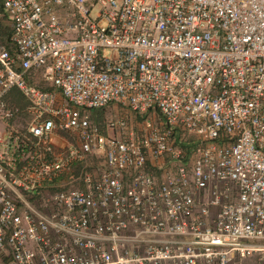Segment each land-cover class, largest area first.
<instances>
[{"label":"built area","instance_id":"2783aa9c","mask_svg":"<svg viewBox=\"0 0 264 264\" xmlns=\"http://www.w3.org/2000/svg\"><path fill=\"white\" fill-rule=\"evenodd\" d=\"M2 19L0 264H264V0H0ZM106 106L133 120L93 125Z\"/></svg>","mask_w":264,"mask_h":264},{"label":"rangeland","instance_id":"374dc122","mask_svg":"<svg viewBox=\"0 0 264 264\" xmlns=\"http://www.w3.org/2000/svg\"><path fill=\"white\" fill-rule=\"evenodd\" d=\"M1 25L2 27H0V42H3L5 41L6 36L8 34L9 26L7 22L3 19ZM35 83L39 86L37 80L35 81ZM6 104L10 107H14L16 109L17 114L7 124L9 126H12L16 130H24L29 122V116L25 111L27 106L25 100L22 99L16 92H11L6 97ZM88 114L90 115V122L93 125L101 124L104 122L108 123L109 120H113L115 118H130L133 120V117L130 116V113L127 110L120 108L119 106H106L104 109L101 110L89 111ZM3 127L4 125L0 122V136L3 135ZM66 138L68 139V137Z\"/></svg>","mask_w":264,"mask_h":264},{"label":"crops","instance_id":"0c3cea01","mask_svg":"<svg viewBox=\"0 0 264 264\" xmlns=\"http://www.w3.org/2000/svg\"><path fill=\"white\" fill-rule=\"evenodd\" d=\"M38 83H39V81H38ZM40 84V83H39Z\"/></svg>","mask_w":264,"mask_h":264},{"label":"trees","instance_id":"16d2710c","mask_svg":"<svg viewBox=\"0 0 264 264\" xmlns=\"http://www.w3.org/2000/svg\"><path fill=\"white\" fill-rule=\"evenodd\" d=\"M13 92V91H12ZM5 100H6V98H5Z\"/></svg>","mask_w":264,"mask_h":264}]
</instances>
